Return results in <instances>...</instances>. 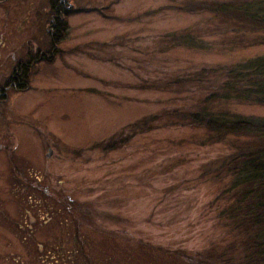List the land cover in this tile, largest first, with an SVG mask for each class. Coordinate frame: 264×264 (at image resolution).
I'll return each mask as SVG.
<instances>
[{
  "label": "rangeland",
  "instance_id": "374dc122",
  "mask_svg": "<svg viewBox=\"0 0 264 264\" xmlns=\"http://www.w3.org/2000/svg\"><path fill=\"white\" fill-rule=\"evenodd\" d=\"M222 1L233 0H0V85L3 47L34 59L0 109V264L244 261L216 198L255 142L188 119L206 92L197 72L264 53L258 33H230L200 6ZM233 110L264 117V106Z\"/></svg>",
  "mask_w": 264,
  "mask_h": 264
},
{
  "label": "trees",
  "instance_id": "16d2710c",
  "mask_svg": "<svg viewBox=\"0 0 264 264\" xmlns=\"http://www.w3.org/2000/svg\"><path fill=\"white\" fill-rule=\"evenodd\" d=\"M204 5L200 4L203 9L237 26L230 33H241L240 36L247 31L258 33L260 39L255 40V45L264 44V0H233ZM64 15L63 12L53 15L55 21L50 26L54 42L64 33ZM49 56L45 60H49ZM29 65L21 66L22 84ZM195 81L206 92L199 109L189 113V123L222 137L245 135L246 139L255 142L252 148L246 149L252 151L236 156L227 164L229 179L216 200H223L228 205L219 217L231 232L238 234L232 248L245 253L244 261L239 264H262L258 259L264 262V117L241 116L233 108L237 105L264 106V53L225 67L202 69L197 72ZM241 229L243 231L238 232Z\"/></svg>",
  "mask_w": 264,
  "mask_h": 264
},
{
  "label": "flooded vegetation",
  "instance_id": "af4514ba",
  "mask_svg": "<svg viewBox=\"0 0 264 264\" xmlns=\"http://www.w3.org/2000/svg\"><path fill=\"white\" fill-rule=\"evenodd\" d=\"M57 1V3H55L54 6H52V8H61L64 5V1L66 0H55ZM62 4V5H60ZM61 10V9H60ZM59 10V12H60ZM63 12V10H61ZM58 12V11H57ZM54 17V16H53ZM54 20V18H53ZM4 50H6L10 60L12 61V63L10 64V67L8 70V74L4 80V82L0 85V109L3 107L4 108V103H5V98L7 96V94L9 92H11L13 94V96H17L19 95L20 91H21V86L23 85L21 82V78H20V72H21V66L24 64L21 62V57L17 58L14 52H10L9 48L7 47H3ZM37 60H43L46 59V56H48V53L45 52H37ZM33 58V57H32ZM30 59L28 62H32L34 59ZM27 63V64H30ZM26 64V63H25ZM25 85V83H24ZM15 105V102H14ZM2 106V107H1ZM2 110V109H1ZM4 116H2V123L4 124ZM4 136H5V131L3 128H0V150L4 148ZM1 154V153H0ZM2 154L0 155V159H1ZM2 175V184L0 185V191H2L4 189V181H3V173ZM14 175H17L16 173ZM1 204V203H0ZM2 209V206L0 205V210Z\"/></svg>",
  "mask_w": 264,
  "mask_h": 264
},
{
  "label": "water",
  "instance_id": "95a60500",
  "mask_svg": "<svg viewBox=\"0 0 264 264\" xmlns=\"http://www.w3.org/2000/svg\"><path fill=\"white\" fill-rule=\"evenodd\" d=\"M51 153H52V150L49 149L48 152H47V154H46V156L49 157L51 155Z\"/></svg>",
  "mask_w": 264,
  "mask_h": 264
}]
</instances>
